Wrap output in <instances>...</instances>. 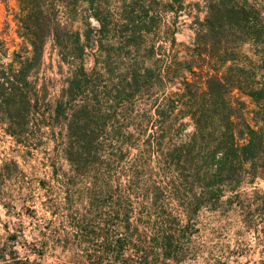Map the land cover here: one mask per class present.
Masks as SVG:
<instances>
[{"label": "trees", "instance_id": "16d2710c", "mask_svg": "<svg viewBox=\"0 0 264 264\" xmlns=\"http://www.w3.org/2000/svg\"><path fill=\"white\" fill-rule=\"evenodd\" d=\"M16 1L21 42L10 53L0 39V123L24 147L29 132H64L56 145L71 169L61 191L67 209L83 190L93 210L95 191L109 189L101 169L110 166L107 137L115 131L106 126L117 94L132 98L130 193L111 206L132 238L109 243L106 232L70 220L74 237L58 243H98L87 264H103L109 254L120 264H153L183 256L178 249L191 240L202 210L233 213L253 226L264 190L240 186L264 182V0ZM180 17L194 34L189 45L175 39ZM48 43L66 67L51 113L45 87L33 79ZM119 69L126 77L118 88L112 75ZM86 177L89 186L76 188ZM10 259L29 264L14 245L0 244V264Z\"/></svg>", "mask_w": 264, "mask_h": 264}, {"label": "rangeland", "instance_id": "374dc122", "mask_svg": "<svg viewBox=\"0 0 264 264\" xmlns=\"http://www.w3.org/2000/svg\"><path fill=\"white\" fill-rule=\"evenodd\" d=\"M16 8V0H6V3L0 0V39L6 42L10 53L21 42L13 21ZM174 26L177 44H191L194 34L189 20L180 17ZM65 75L66 67L61 68L57 54L48 43L42 65L35 73L37 78L33 77L38 87H45V111L48 113H51ZM104 75L108 78L107 72ZM112 77L118 87L126 76L123 69H119ZM117 96L113 113H108H112L113 123L106 126L107 132L112 125L115 131L112 138L107 137L110 146L106 158H110V166L104 165L105 169H101L102 174H109V189L95 191L93 210L87 209L89 200L83 190L74 193L70 209L62 202L65 174L71 171L60 144L56 145L64 132H50L43 128L29 132L28 147H24L6 134L0 123V244L8 249L14 245L20 260H28L29 264H87L84 258L90 252L99 251L98 243L93 242L89 246L71 243L66 247L57 242L58 239L74 237L75 232L68 224L70 220H85L94 228L96 235L106 232L109 243L117 238H132V232L130 234L121 227L123 219L111 209L118 195L121 194L125 201L130 193L128 180L132 156L136 153L132 149V98L127 92ZM249 107L253 108L250 104ZM186 131L184 134L190 133V128ZM90 181L86 177L76 188H86ZM240 189L248 193L254 189L262 191L264 182L242 183ZM137 216V213L131 214L130 221L136 220ZM252 221L253 226L246 228L233 213L202 210L191 230V240L178 249L183 256L153 264H264V210L254 212ZM154 234L153 227L146 232V236L151 238L146 245L150 253L155 252ZM9 235L17 236L13 243L7 240ZM112 250L110 248L109 253ZM130 251L127 249L124 256H128ZM9 261V264H16V261ZM103 264L120 263L109 254Z\"/></svg>", "mask_w": 264, "mask_h": 264}]
</instances>
